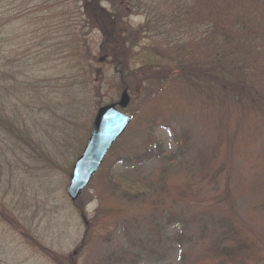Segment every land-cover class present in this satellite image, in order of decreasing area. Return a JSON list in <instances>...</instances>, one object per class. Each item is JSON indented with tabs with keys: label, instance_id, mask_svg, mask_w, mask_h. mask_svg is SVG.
<instances>
[{
	"label": "trees",
	"instance_id": "1",
	"mask_svg": "<svg viewBox=\"0 0 264 264\" xmlns=\"http://www.w3.org/2000/svg\"><path fill=\"white\" fill-rule=\"evenodd\" d=\"M102 2L0 0V136L19 146L22 153L31 152L33 157L29 155L30 158L37 160L35 153L44 141L36 139L35 129L39 130L43 125L38 126L36 120L32 121V110L41 105V109L50 112L52 106L71 97L64 118L68 122L60 129L54 127L60 132L51 137L54 155L38 151V156L45 157L50 167L63 170L56 159H68L66 154L75 149L79 156L85 148L95 114L104 106L99 96L104 85L117 82L122 92L135 96L139 89L142 92L144 82L168 81L164 68L155 65L144 68L141 73L145 77L139 85L134 83L136 72L131 62L140 36L153 34L160 38L167 35L176 41L186 39L192 45H198L212 37L216 28V38L223 37L220 34L224 31L218 26L217 19L189 21L193 18L194 0H111L112 10L104 9ZM134 11L157 18L155 21L148 18L145 25L131 31L126 28L125 21ZM152 23L153 27L150 26ZM165 23L168 29L165 27L163 31L161 26ZM96 31L101 34L98 54L93 51L90 37ZM185 52L190 53L189 50ZM104 62L113 70L106 80H103L105 70L101 68ZM194 67L193 70L183 66L173 69L179 70V78L197 81L200 89L215 84L219 92H230V99L237 100L238 95H242L249 101L250 110L244 121L237 113L230 114L227 108L218 109L213 143L207 152L192 154L188 133L176 134L174 151H169L164 143L153 137L155 127L174 115L171 114L176 110L175 95L167 92L142 100L139 113H134L131 126L105 162L112 157L113 163L135 170L150 161H157L161 170L156 175L136 179L130 172L109 175L102 188L96 189L99 205L92 220L86 216L81 197L71 202L86 225L85 234L74 252L65 255L44 246L31 230V224L16 216L1 199L0 223L14 231L19 229L27 245L50 263L78 264L91 244L89 237H94L92 229L110 232L118 228L127 238L138 237L143 227L154 231V224L166 219V214L171 216L175 207L205 200L201 199L205 192L216 191L212 204L217 207L235 206L241 191L246 189L264 197V104L252 94L251 88L243 84L238 86L242 83L240 74L245 71H240L236 77L231 70L235 78L231 82L233 77L227 76L226 80L223 72L214 73L199 64ZM48 71H53L52 75L46 74ZM88 109L90 113H85ZM86 116L90 125L84 121ZM33 123L37 128L32 127ZM119 147L124 155L116 152ZM70 157L74 156L71 154ZM246 162L253 163L256 169L252 182L238 173V166ZM97 177H100V171L93 180ZM258 237L245 223L232 224L214 235L195 264H264V248Z\"/></svg>",
	"mask_w": 264,
	"mask_h": 264
},
{
	"label": "rangeland",
	"instance_id": "2",
	"mask_svg": "<svg viewBox=\"0 0 264 264\" xmlns=\"http://www.w3.org/2000/svg\"><path fill=\"white\" fill-rule=\"evenodd\" d=\"M111 3V0H103L102 7L112 10ZM193 4V18L189 21L217 19L220 22L218 26L223 28L224 33L220 34L223 37L216 38V28L212 37L209 36L198 45H192L186 39L176 41L167 35L160 38L153 34L140 36L141 40L133 51L131 62V67L136 72L133 75L134 83L139 85L145 77L141 73L144 68L155 65L164 68L168 81L144 82L142 92L139 89L137 95L129 94L130 104L123 112L133 119L134 113H139L142 100L153 99L167 92L175 95L176 110L171 114L174 115L162 120L152 135L164 143L169 151H174L177 147L176 134L179 136L188 133V147L192 154L198 155L207 152L213 143L214 119L218 109L227 108L230 114L237 113L244 121L250 110L247 103L249 101L242 95H238L237 100H232L230 92H219L215 84H208L200 89L197 81L179 78V70L173 68L183 66L184 69L188 67L193 70L199 64L214 73L223 72L226 80L229 76L233 77L231 70L236 77L240 71H245L240 74L242 83L238 86L243 84L251 88L252 94L264 104V0H194ZM129 14L125 23L126 28L131 31H136L147 21H155L157 18L139 11ZM150 26L153 27L154 23ZM165 27L168 29L167 23L161 26L163 31ZM90 37L93 51L98 54L101 34L96 31ZM186 50L190 53L185 54ZM216 63L219 65L216 66ZM101 68L105 70L103 80L113 74V70L105 62ZM174 70L177 72L168 73ZM52 73L53 71H48L46 74ZM234 79L233 77L231 82ZM103 88L99 96L104 106L120 101L123 92L117 82L104 85ZM70 101L71 97L62 99L52 106L50 112L41 109V105H36L32 110V121L36 120L38 126L43 125L36 130L35 123L32 124L36 139L44 141L38 147L42 154L54 155L51 137L58 136V129L68 122L64 118ZM88 111L89 109L85 113H90ZM250 116L256 119L252 114ZM84 121L90 125L88 116ZM54 127L58 129L54 130ZM39 150L35 153L37 160L31 159V152L22 153L19 146L0 136V199L10 206L16 216H21L31 224V230L38 235L44 246L69 255L81 242L86 230L84 219L67 196L72 168L84 149L79 156L75 149L66 154V160L57 158L58 167L62 165L63 170L56 166L50 167L51 164L45 157L41 159L38 156ZM116 152L124 155L120 147ZM71 154L74 157H70ZM112 159L110 157L104 163L100 169V177L94 179L81 194L88 220L94 218L99 205L96 189L102 188L109 175L121 171L130 172L131 177L136 179L156 175L161 170L157 161H150L133 170L124 169L120 163H113ZM254 172L256 169L253 163L246 162L238 166L239 175L247 181L253 179ZM117 182L121 183L119 180ZM214 195L216 191L205 192L201 197L205 199L202 202L175 207L171 216L166 214V219L154 224V231L143 227L138 237L127 238L118 228H113L110 232L92 229L94 237H89L91 244L79 258L78 264H182L184 259L183 264H195L202 258L206 246L217 232L240 223H245L256 232L261 239L260 245L264 248V197L246 189L241 191L235 206L217 207L212 204ZM19 231L0 223V264H52L31 249Z\"/></svg>",
	"mask_w": 264,
	"mask_h": 264
},
{
	"label": "water",
	"instance_id": "3",
	"mask_svg": "<svg viewBox=\"0 0 264 264\" xmlns=\"http://www.w3.org/2000/svg\"><path fill=\"white\" fill-rule=\"evenodd\" d=\"M129 104L130 96L125 91L118 104L104 106L97 111L89 140L81 156L75 162L70 176L67 196L72 202L79 200L113 146L130 127L132 117L121 111Z\"/></svg>",
	"mask_w": 264,
	"mask_h": 264
}]
</instances>
